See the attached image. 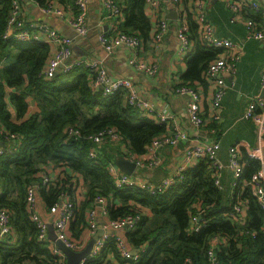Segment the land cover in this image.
Wrapping results in <instances>:
<instances>
[{"label":"trees","instance_id":"obj_1","mask_svg":"<svg viewBox=\"0 0 264 264\" xmlns=\"http://www.w3.org/2000/svg\"><path fill=\"white\" fill-rule=\"evenodd\" d=\"M36 1L45 4L48 0ZM57 2L65 7L73 0ZM119 2L123 19H117V28L140 38L147 37L151 18L146 11V0ZM248 9L244 10V17L262 21V15L252 9L245 15ZM10 10L11 0H0V123L15 134L8 139L3 136L9 150L0 154V207L10 210L12 227L0 239V264L61 263V257L50 250V241L39 239L37 225L30 218L25 202L26 187L33 182L40 183L37 173L41 165L51 163L64 167L62 171L67 174L48 188L38 184L39 209L47 207L50 212V205L62 193L71 196L72 174L79 173L86 188L67 229L75 243L87 242L86 215L96 205V195L105 196L108 201L106 221L134 210H148L143 212L135 229H119L123 230L119 235L127 245L138 251L137 260L123 257L113 237L105 242L96 258L87 259L85 264H106L109 254L128 264H209L206 249L215 233L227 237L218 251L221 264H264V211L258 199L249 187L244 188L242 198L248 205L244 221L231 219L227 215L231 205L223 201L206 158L190 165L184 171V179L163 192L151 193L138 186L117 188L107 162H116L118 158L103 152L99 145V156L89 157L92 143L85 135L113 126L122 135L128 150L142 155L154 137L166 132L167 124L126 104L122 90L104 94L95 89L91 85L90 70L84 65L45 77L41 72L51 52L50 43L5 38ZM187 19L194 44L185 56L187 69L183 82L194 85L196 81H205L208 64L221 51L199 39L197 24L190 13ZM29 98L35 101L37 110L26 116ZM8 103L14 107V115ZM67 125L79 127L83 138H67ZM243 159L242 177L250 179L259 162L248 157L244 149ZM198 202L201 219L200 228L195 231L190 229L191 216Z\"/></svg>","mask_w":264,"mask_h":264},{"label":"built area","instance_id":"obj_2","mask_svg":"<svg viewBox=\"0 0 264 264\" xmlns=\"http://www.w3.org/2000/svg\"><path fill=\"white\" fill-rule=\"evenodd\" d=\"M37 3L40 10L45 14H54L60 17H65L71 29L76 35L84 36L88 33L89 27L87 23V15L89 11V0H75L76 11L70 15L65 11V7L58 3L57 0H48L45 4H39L36 0H31ZM179 5L177 14V36L179 39V53L186 56L193 49V42L188 23V13L198 27L199 39L208 46L219 48L220 55L210 61L205 71V78L211 81V107L209 117L213 122L221 120L222 101L228 89L234 85V81H227L225 74L234 76L238 63L243 53L242 45L228 37H222L215 33L213 24L208 19L205 9V0H193L194 7L191 12L184 9L183 2L186 0H173ZM232 11L231 21L243 19L246 27V37L249 39H264V7L257 0H225ZM184 7H183V6ZM102 7L107 11L108 15H122L121 8L117 5L116 0H102ZM150 7L153 13L162 9L160 0H146V11ZM252 9L262 15V21H258L251 17H244L245 9ZM153 15V14H152ZM157 16V14H156ZM117 27V21L115 22ZM170 27L169 19L165 14L160 15L153 29V39L156 43H162L165 34ZM4 37L13 40L22 41H43L50 43L52 50L48 56L46 65L42 69L45 77H51L58 72H66L73 69L75 66L84 65L90 70L91 85L95 89H100L104 94H110L118 90L124 91L125 102L128 105L140 110L142 113L149 115L158 122H169L174 118L171 114H165L156 110L155 102L143 97L139 93L137 84L127 76H113L109 73L105 65V58H89L75 57L73 51V37L58 29L50 23L43 20L26 19L24 17L23 3L20 0H11V10L6 20L4 29ZM98 42L106 53L112 54L119 49H125L132 52L127 58V64L135 71L142 72L149 76H154L158 70V63L155 60H148L137 55L141 38L133 33L116 30L109 33L106 30H101L98 33ZM260 90L264 92V70L259 77ZM176 94L187 95L186 112L191 124L200 130L205 124V119L201 111L202 96L197 87L194 85L181 82L175 89ZM242 117L252 121L256 127L257 144L251 148H243L239 144H232L228 148V167L232 171L231 191L229 194V203L231 209L227 215L234 221H244L247 212V201L242 198L243 190L249 187L251 193L258 199L260 206L264 211V95L258 93L252 96L247 103ZM171 132H164L156 136L147 145L146 151L142 155L128 153L125 158L133 160L136 169L150 168L160 164L161 159L158 155V150L164 145H173L178 142H187L189 140L188 132L179 127L177 124L172 125ZM212 131L216 128H212ZM67 138L79 140L83 135L76 125H67L65 128ZM0 136L3 138L14 137V133H9L8 130L0 123ZM3 138V139H4ZM85 138L92 143V147L88 151V156L96 158L99 156L97 146L110 141L125 144L122 135L113 126H108L100 129L95 133L85 135ZM220 148L219 141L197 142L187 145L185 148V157L182 164L158 182L152 183L141 178L137 172L127 173L121 170L115 161L108 160L107 169L113 178L114 185L117 188L125 186H138L148 190L151 193L163 192L172 185L181 182L184 179V171L202 158H206L212 168V176L215 185L222 189L221 176L224 164L219 157L218 151ZM243 149L248 157L258 160L259 165L257 170L252 174L250 179L242 177L245 161L243 159ZM6 149L5 146L0 148V154ZM40 183H32L26 187L25 202L30 218L36 223L38 228L39 239L49 240L50 250L61 257L60 264H67L65 254L57 247L55 241L51 240L48 235V225L50 222L42 217L38 207L37 186L44 185L47 188L58 182L52 179L47 169L42 166L38 172ZM81 193V192H80ZM78 188L74 186L71 196L62 193L60 199L50 205L49 211L54 214L52 226L56 238L63 241L66 245L81 249L84 243L73 242L68 234V226L75 216V206L80 200ZM96 205L87 211L86 222L87 228L91 234H94L99 226H102V234L96 238L90 254L82 259L81 264H85L87 259L96 258L105 242L109 238H115L118 250L123 257L137 260L139 253L136 250L132 253L125 239L117 234V230L126 229L133 230L143 215V210H134L131 213L121 217L109 219L99 225L98 213L101 211L107 214V199L105 196L96 195ZM201 206L199 202L196 204V211L191 216V230H199L201 219ZM11 212L5 207H0V236L8 234L11 230ZM227 242V237L223 234L215 233L208 241L206 249V259L209 264H221L219 259V249L222 244Z\"/></svg>","mask_w":264,"mask_h":264},{"label":"crops","instance_id":"obj_3","mask_svg":"<svg viewBox=\"0 0 264 264\" xmlns=\"http://www.w3.org/2000/svg\"><path fill=\"white\" fill-rule=\"evenodd\" d=\"M24 1L23 8L26 19L46 21L68 35H71V31L74 32L65 17L45 14L40 10L37 3L31 0ZM119 1L116 0L117 5H120ZM257 1L264 7V0ZM160 2L162 9L156 12L157 16L148 7L151 18V30L147 37H141L137 51L139 57L157 61L158 70L154 76L137 72L127 64V58L132 54L131 51L119 49L108 55L100 46L97 37L101 30H106L109 33L118 30V26H115L117 18L108 15L107 11L102 7V0H89V11L87 15L88 33L84 36H77L76 33L71 35L74 40V55L75 57L105 58V65L111 75L130 77L137 84L139 93L143 97L155 102L157 111L174 116V118L167 122V133L172 131V125L174 124L184 128L188 132L189 140L187 142L182 141L173 145H164L158 150V155L161 159L160 164L135 171L141 178L152 183L158 182L164 176L171 174L179 164L183 163L187 145L200 141L216 140L220 143L218 154L224 164L221 176L222 189L220 190L221 192L228 190L226 196L223 197V201L227 204L230 201L229 194L232 180V171L227 165L228 148L232 144H239L243 148H251L257 144L256 127L252 121L243 118L242 114L252 96L258 93L264 95L259 85V77L264 70V39L247 38L244 20L231 21L232 11L225 0L204 1L206 15L213 24L215 33L239 42L243 47V53L234 76L225 74L227 81L231 82L233 80L234 85L228 89L223 98L220 121L214 123L209 117L212 92L211 81L205 78L204 82H195L194 86L199 89L202 96L201 111L206 122L200 130H197L187 116L186 107L189 99L188 96L176 94L174 91L175 87L183 82V74L187 69L186 58L179 53V39L177 36L179 5L173 0H160ZM183 5L184 9L186 8L188 12H191L194 7L193 0L183 2ZM74 8L75 4L73 0L72 4L65 6V11L70 15L75 12ZM249 10L246 11L245 15L248 16L250 14L251 10ZM162 14H165L169 19L170 27L164 36L163 42L156 43L153 39V29ZM173 15L176 16L175 19ZM118 17L122 18L123 16L119 15ZM192 42L194 44L193 39ZM28 104L29 107L26 116L37 110L35 101L29 98ZM8 108L12 115H14L15 109L10 103H8ZM212 128H216V130L212 131ZM3 140L0 136V148L5 146ZM99 147L104 149L103 152L110 154L111 157H115L116 159L121 156L126 157L127 152L130 153L124 143L120 144L118 142L107 141L100 144ZM42 166L47 169L53 181H62L66 177L67 173L62 171L64 167L55 166L53 163L43 164L41 168ZM72 175L73 186L78 188L79 193L81 192V200L84 198L86 191L82 176L79 173ZM37 176L40 179L38 173ZM39 210L41 215L52 224L51 222L55 215L48 212L47 207L41 206ZM144 211L147 212L148 210L145 209ZM98 221L99 225L106 222V216L101 211L98 213ZM87 232V238L89 239L93 234L88 229ZM121 232L122 230H118L117 233L121 234ZM3 237L4 235L0 236V239ZM104 263L128 264L121 263L112 254L108 255V259ZM22 264H30V262H24Z\"/></svg>","mask_w":264,"mask_h":264},{"label":"water","instance_id":"obj_4","mask_svg":"<svg viewBox=\"0 0 264 264\" xmlns=\"http://www.w3.org/2000/svg\"><path fill=\"white\" fill-rule=\"evenodd\" d=\"M173 18L175 19L176 16L173 15ZM116 164L121 170L127 173H133L136 169L135 162L123 156L117 159ZM33 183H37V182H33ZM102 232H103V228L102 226H99L96 232L87 240L83 248L74 249L66 245L63 241L57 239L52 224L48 225L49 238L55 241L57 247L65 254L67 264H81L82 259L86 258L90 254L96 238H98L102 234ZM131 251L132 253L136 252L135 249Z\"/></svg>","mask_w":264,"mask_h":264},{"label":"rangeland","instance_id":"obj_5","mask_svg":"<svg viewBox=\"0 0 264 264\" xmlns=\"http://www.w3.org/2000/svg\"><path fill=\"white\" fill-rule=\"evenodd\" d=\"M74 34H75V33L71 31V35H74ZM227 192H228V190H224V191H222V195H223V197L226 196ZM117 231H118V230H117ZM122 231H123V230H122Z\"/></svg>","mask_w":264,"mask_h":264}]
</instances>
